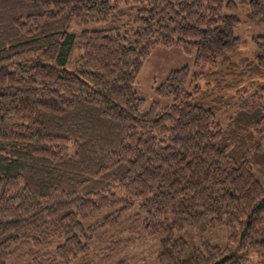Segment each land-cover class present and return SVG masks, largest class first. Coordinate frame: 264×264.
Masks as SVG:
<instances>
[{"label":"trees","instance_id":"1","mask_svg":"<svg viewBox=\"0 0 264 264\" xmlns=\"http://www.w3.org/2000/svg\"><path fill=\"white\" fill-rule=\"evenodd\" d=\"M246 1L0 0V264H129L148 235L158 264H264V36L232 59ZM175 44L217 69L172 71L173 103L143 112V61ZM218 227L225 247L191 239Z\"/></svg>","mask_w":264,"mask_h":264},{"label":"rangeland","instance_id":"2","mask_svg":"<svg viewBox=\"0 0 264 264\" xmlns=\"http://www.w3.org/2000/svg\"><path fill=\"white\" fill-rule=\"evenodd\" d=\"M249 12V3L246 2L240 3L236 13L240 16L243 23L237 27L234 31L236 36H239L242 40L241 47L237 50L233 60L237 63L241 59H247L250 61H259L256 58V55H259L260 49L258 45L255 44L254 38L257 36H264V25L260 23L251 22L248 19ZM82 28L95 29L98 28L95 24H89L83 26ZM81 27H78L74 24L71 27V30L76 31L80 30ZM255 38V40L257 39ZM78 52L74 54L73 57H76ZM196 54H188L185 52L182 46L177 44L171 46H156L154 47L150 54L144 59L142 68L139 72L136 92L137 94L145 100L142 107L143 112L150 110V107L153 102H160L161 106L165 107L173 103L171 97H162L158 94L156 88L161 85L167 78V76L175 70H178L184 66H189L191 68L192 74L198 72L211 71L216 66H211L210 64H204L201 69L195 67ZM213 67V68H212ZM221 64H219V68ZM243 67V65H241ZM71 70L75 68V63L72 62L70 66ZM264 82V76H263ZM211 78L206 75H199L195 78L192 77L191 82L187 85L188 90L192 91V86L199 85L208 89L209 82ZM208 83V84H207ZM239 87V86H238ZM240 88H235L229 96L232 97L231 104L227 107L217 110L218 116L222 123H226L224 118L232 117L239 110L241 103ZM229 91H227V94ZM250 93V92H249ZM249 93H246L248 95ZM196 95V94H195ZM197 96V95H196ZM199 101L203 102L206 106H216L212 97L202 98L199 94ZM183 230L182 232H184ZM190 236L197 244H200L204 241H209L213 244L220 245L225 247L229 242V229L227 227H218L213 230H208L206 232H201L195 229L190 230ZM188 237V236H186ZM160 236L159 235H148L147 238L142 239L128 252V262L129 264H158L157 263V254L160 246Z\"/></svg>","mask_w":264,"mask_h":264}]
</instances>
